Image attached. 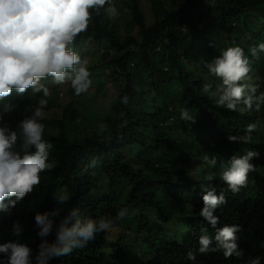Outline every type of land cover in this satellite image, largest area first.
<instances>
[{
  "label": "trees",
  "instance_id": "obj_1",
  "mask_svg": "<svg viewBox=\"0 0 264 264\" xmlns=\"http://www.w3.org/2000/svg\"><path fill=\"white\" fill-rule=\"evenodd\" d=\"M115 3L120 17L110 23L103 14H94L88 31L73 45L89 61L96 78L93 93L103 90L101 77L109 73L115 95L100 118L91 108L95 101L85 104L87 93L75 97L68 86L69 100L62 102L67 86H52L42 122L44 138L53 145L50 161L55 167L41 174V184L11 215L0 213V243L17 240L35 250L40 238L34 213L54 207L51 193L66 185L72 199L65 211L76 206L83 215L99 219L114 217L127 206L132 214L84 249L50 264H193L184 253L198 249L201 225L211 231L199 216L205 176L215 177L218 192L225 188L219 164L215 168L203 164L204 153L227 160L258 149L261 156L253 161L256 176L238 194L225 191L227 203L216 215L221 220L218 226H243L244 259L260 255L264 264V131L253 132L246 144L227 139L229 133L243 135L245 125L264 117V112L241 115L216 107L201 85L219 82L197 65L202 57L211 60L221 48L234 44L250 56L249 46L264 41V0ZM145 3L151 24L146 23ZM119 20L125 23L117 25ZM200 42L202 51H193ZM93 51L97 56L87 54ZM252 66L253 74L264 78V55ZM124 94L130 98L127 106L119 101ZM25 107L20 102L14 117L21 118ZM184 108L195 116L194 123L180 120ZM31 111L28 107V114ZM7 119L15 126L13 116ZM102 121L109 126L110 141L100 138L107 136L97 128ZM16 222L20 236L12 231ZM215 256L219 260L197 252V264H227Z\"/></svg>",
  "mask_w": 264,
  "mask_h": 264
},
{
  "label": "clouds",
  "instance_id": "obj_2",
  "mask_svg": "<svg viewBox=\"0 0 264 264\" xmlns=\"http://www.w3.org/2000/svg\"><path fill=\"white\" fill-rule=\"evenodd\" d=\"M94 14L114 21L121 11L115 0H0V213L11 215L41 184V174L55 167L50 161L53 145L44 138L42 122L53 94L52 86H69L77 97L93 87L89 61L73 45L78 36L88 31ZM248 52L250 56L234 44L221 48L211 60L202 57L197 63L219 82L215 86L208 81L201 85V91L216 107L241 115L264 112V78L254 75L252 66L253 60L264 55V41L249 46ZM129 100L127 94L119 97L124 106ZM20 102L26 107L21 118L14 117ZM28 107H32L30 114ZM10 116L15 126L7 119ZM180 120L194 123L195 116L184 108ZM97 128L100 134L107 133L101 139L111 140L106 122H100ZM259 131H264V117L248 122L243 135L229 133L227 139L246 144L251 134ZM260 156L258 149L233 154L227 160L204 153L203 164L211 168L219 164V180L225 188L218 192L213 183L215 177L205 176L199 216L211 226V231L200 226L199 247L184 253L185 260L197 264L198 252L206 257L216 254L225 258L220 261L227 264H240L243 260V264H261L260 255L244 259L243 226H218L221 220L216 215L227 203L225 191L238 194L252 182L256 176L253 161ZM50 197L54 207L34 213L36 236L40 238L36 249L17 240L0 243V264H50L74 250L84 249L98 234L111 232L132 214L127 206L119 208L114 217L99 219L83 215L76 206L65 211L64 206L72 199L66 185L58 186ZM12 231L21 235L18 222L13 224Z\"/></svg>",
  "mask_w": 264,
  "mask_h": 264
},
{
  "label": "rangeland",
  "instance_id": "obj_3",
  "mask_svg": "<svg viewBox=\"0 0 264 264\" xmlns=\"http://www.w3.org/2000/svg\"><path fill=\"white\" fill-rule=\"evenodd\" d=\"M221 1L224 3L225 0H221ZM144 14H145V17L147 19V22L146 23L147 24H151V22H152L151 10H150V13H149V7H148L147 3L144 4ZM108 21L110 23L113 22L112 20H109V19H108ZM124 23H125V20H119L117 22V25H121L122 26ZM134 33H135V31H134ZM197 45L203 46V44L200 42V43L194 45L193 48H192V50L193 51H202L199 48V46H197ZM91 53H94L95 56H97V54L94 51L93 52H89L87 54H91ZM81 56L83 58L84 57V54H81ZM106 72L107 71H105L104 74ZM92 78H93V81H94L93 87L87 93L88 96H87V100H86V103L85 104L86 105H90V102L95 101V104H92L91 105V108L101 118L103 116V113H104L105 109L108 106L109 99L112 98V97H114V95H115L114 94V91L112 92V88H111V86L109 84V81L111 79V76L109 75V73H107V74H105V75H103L101 77V82L104 83L101 86L103 88V90H99L98 93H93V90H94V88L96 86V78L93 77V75H92ZM103 79H104V82H103ZM65 88H68V86L67 87H64L63 90H62V92H61V94L63 95L62 102L63 101L65 102V101H68L69 100V95H68V93H67V91H66ZM75 97H77V96H75ZM120 199L122 200V197Z\"/></svg>",
  "mask_w": 264,
  "mask_h": 264
}]
</instances>
